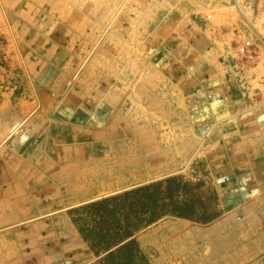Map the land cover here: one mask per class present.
I'll return each mask as SVG.
<instances>
[{"label":"rangeland","instance_id":"obj_1","mask_svg":"<svg viewBox=\"0 0 264 264\" xmlns=\"http://www.w3.org/2000/svg\"><path fill=\"white\" fill-rule=\"evenodd\" d=\"M239 1L264 35V0ZM116 31L123 36L112 42L124 52V90L120 102L108 104L107 146L150 153L137 155L128 172L111 156L104 171L76 166L70 185L77 200L61 198L55 211L68 219L84 200L180 174L218 193L219 175L225 195L244 184L255 189L264 164V42L236 0H0V150L20 127L6 137V126L39 113L35 70L44 42L59 45L60 36L77 32L101 42ZM60 174L63 184L71 172ZM65 221L58 227L63 246L45 250L44 264L97 263L100 256ZM48 224L45 218L46 234Z\"/></svg>","mask_w":264,"mask_h":264},{"label":"crops","instance_id":"obj_2","mask_svg":"<svg viewBox=\"0 0 264 264\" xmlns=\"http://www.w3.org/2000/svg\"><path fill=\"white\" fill-rule=\"evenodd\" d=\"M124 21L116 24L120 32ZM116 34L113 38L107 34L101 42V36L94 42L78 32L60 36L59 45L44 42L48 44L42 46L43 56L35 70L39 113L14 119L6 126L8 136L20 125L0 150V264H44L45 250L63 246L60 219H66L69 233L78 231L69 215L67 219L65 213L55 211L61 198L77 200L70 185L76 166L83 171L96 167L104 171L111 156L113 161H123L128 172L137 155L150 153L134 146H107L108 104L120 102L124 90V52L112 42L123 36ZM61 40L68 46L61 45ZM60 137L65 142L62 146ZM61 170L71 172L63 184ZM259 174L255 189L244 184L246 188L236 187L228 195L223 177L217 176L221 214L215 219L202 223L168 214L133 237L151 264H264V164ZM143 183L148 184L128 187ZM45 210L51 213L45 215ZM45 218L51 222L47 234ZM6 252L8 258L3 257Z\"/></svg>","mask_w":264,"mask_h":264},{"label":"trees","instance_id":"obj_3","mask_svg":"<svg viewBox=\"0 0 264 264\" xmlns=\"http://www.w3.org/2000/svg\"><path fill=\"white\" fill-rule=\"evenodd\" d=\"M217 203L213 185L180 174L86 203L69 214L88 248L100 256L93 264H151L135 232L168 214L209 222L221 214Z\"/></svg>","mask_w":264,"mask_h":264},{"label":"water","instance_id":"obj_4","mask_svg":"<svg viewBox=\"0 0 264 264\" xmlns=\"http://www.w3.org/2000/svg\"><path fill=\"white\" fill-rule=\"evenodd\" d=\"M236 2H237V6H238V8H239V10H240V12H241V14L243 15V17L246 19V21L248 22V24L252 27V29L256 32V34L263 40V42H264V35L261 33V31L254 25V23H253V21L248 17V15L246 16L244 13H243V11H242V8H241V4H240V1L239 0H236ZM166 178V177H165ZM164 179V178H163ZM157 180H161L160 178H158V179H154V180H151V181H148V182H146V183H149V182H153V181H157ZM143 184H145V183H143ZM143 184H140V185H143ZM137 186H139V185H136V186H132V187H128V188H125V189H122V190H120V191H118V192H114V193H111V194H107V195H105L104 197H107V196H110V195H114V194H117V193H120V192H123V191H125V190H128V189H131V188H134V187H137ZM100 198H103V197H98V198H95V199H92V200H89V201H86V202H83V203H89V202H92V201H95V200H97V199H100ZM83 203H80V204H78L79 206L82 204L83 205ZM77 205V206H78Z\"/></svg>","mask_w":264,"mask_h":264},{"label":"bare ground","instance_id":"obj_5","mask_svg":"<svg viewBox=\"0 0 264 264\" xmlns=\"http://www.w3.org/2000/svg\"><path fill=\"white\" fill-rule=\"evenodd\" d=\"M236 3H237V2H236ZM241 8H242V6H241ZM242 11H243V13L246 15V12L244 11L243 8H242ZM246 16H247V15H246ZM254 25H255V24H254ZM249 26H250V25H249ZM255 26H256V25H255ZM250 27H251V26H250ZM251 28H252V27H251ZM16 128H17V127H16ZM16 128H14V129H16ZM13 131H14V130H13ZM9 135H10V134H9ZM9 135H8V136H9ZM8 136H7V137H8Z\"/></svg>","mask_w":264,"mask_h":264}]
</instances>
